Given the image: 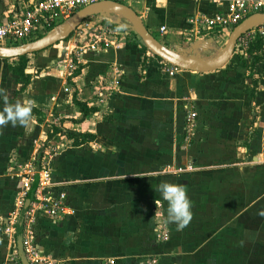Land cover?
<instances>
[{"label":"crops","instance_id":"0c3cea01","mask_svg":"<svg viewBox=\"0 0 264 264\" xmlns=\"http://www.w3.org/2000/svg\"><path fill=\"white\" fill-rule=\"evenodd\" d=\"M121 2L173 51L190 49L200 40L191 20L228 7V0ZM18 7L13 0H0V21ZM98 16L114 29L117 40L83 54L77 74H64L61 65L48 70L61 59L64 46L58 54L44 53L36 61L40 76H30L27 69V80L14 73L10 61L0 59V88L6 89L8 102H36L26 126H0V221L15 210L16 195L25 190L15 161L24 164L50 128H59L51 124L61 119L60 128L87 135L85 143L65 146L62 153L63 159L85 160L73 168L85 173V179L71 186L87 192L81 194L86 199L80 194L73 199L75 216L53 228L41 225V240L49 244L43 250L51 248L64 264H108L109 259L135 264L137 257L152 251L161 252L160 264H252V252L264 251V60L253 75L258 80L255 91L252 71L220 89L218 82L206 83L232 73L204 77L182 70L171 75L168 63L131 44L122 30L126 19ZM229 31L205 37L220 49ZM212 49L201 48V58L218 56L219 50ZM75 99L93 111L84 114ZM3 107L0 98V111ZM190 111L198 115L193 132L187 122ZM253 133L256 137L251 138ZM161 182L187 188L192 220L182 231L166 220L167 202L157 191ZM33 190L27 193L31 198ZM260 224L262 244L254 242ZM11 237L0 229V264H19Z\"/></svg>","mask_w":264,"mask_h":264},{"label":"rangeland","instance_id":"374dc122","mask_svg":"<svg viewBox=\"0 0 264 264\" xmlns=\"http://www.w3.org/2000/svg\"><path fill=\"white\" fill-rule=\"evenodd\" d=\"M27 1L28 0H13V4H15L16 7H18V3L20 5H23V3L27 2ZM119 17H122V16L115 14L113 16V19H117ZM101 19L102 18L100 16L95 15V16L87 19L86 21L87 22L96 21L97 23L101 24L100 26L110 28V26L109 27L107 26L109 24H107L105 26L104 20H101ZM86 21L77 30H75L73 32V34L68 39H66L65 41H63L57 45H54V46H52L46 50H43L41 52H37L34 54L27 55L26 57L28 59V64H27L26 71H27V69L28 70L30 69V71H31L30 76H32L34 78L40 76L41 69L39 68V66H37L36 61L38 59H40L42 57V55H44V53H50L51 51H54L55 53L58 54V53H60V51H58V50L62 46H64L65 48H64V50H62L63 52L60 53L61 59L57 60L58 62H56V61L53 62L54 63L53 65L50 63L49 64L50 66H48L50 68H48V70H50L51 68H55V66L59 67V65H61L62 67L64 66V71H63V73L65 72L64 74H66V70L67 71L70 70L75 74L77 72V69L80 67L79 64H83L81 62L82 56L80 57L76 52L77 46L87 45L92 40L93 36L96 33H99V35H101V31H100V28L98 25L94 24V25L90 26V25L86 24L87 23ZM0 22H2V21H0ZM63 22L66 23V21H63ZM123 27L125 29L122 28V30L128 33V35H127L128 39L131 38V41H130L131 44L137 43V44L141 45L143 49L146 48L143 41L132 30L131 24L127 19L125 20ZM194 28L196 29V27H194ZM252 30H253V32H256L257 27H255ZM46 32H44L41 35H37V37L32 38L28 42L39 39V38L43 37L45 34L50 33L51 31L49 30L47 33ZM253 32H249V33L245 34L239 40V42L236 46V49H235V53L227 65H225L223 68L216 70V71H213V72L201 73V75H203L204 77L205 76L206 77H208V76L217 77V73L219 71H226V70H228V68L238 69L239 66L244 64L245 62H246L244 64L245 67H243V68H245L244 70L246 72L245 73L239 72L237 77H231L232 75H229L230 77H228V79L217 78V80H212V81H209L208 83H206L207 85L210 84L209 86H211L212 84H215L218 82L217 85H219V86H217V87H219L221 89V87L223 85H225L227 83H233L234 79L235 80L239 79V82H240L242 80V75L246 77L247 72H251V71H252L251 77L254 78L253 75L257 72V70L260 67L262 68V65H260V64L259 65H252V61L248 58L247 51L249 50V43L254 40V35H255ZM230 33H231L230 31H229V33H227V39H228ZM115 36H117V35L112 36V38ZM204 39L209 40L210 38L204 37ZM113 40H117V39H112V41ZM226 43H227V41L225 42V44ZM8 46H12V45L8 44ZM102 46H103V43H101L100 47H102ZM146 50L149 51L147 48H146ZM150 53H152V52H150ZM213 53L214 52H208L205 54L210 56ZM205 57H207V56H205ZM0 59H3V58H0ZM5 60L11 62L10 67L12 68V70H17V69H19V67H21L22 62L19 60V58L5 59ZM43 62H45V61L43 60ZM164 63H166V62H164ZM168 67H169V71H170L172 68V65L168 66ZM239 70L244 71L243 69H239ZM178 71H182V70L179 69ZM194 73H198V72H194ZM240 73L242 75H240ZM30 76H27V78H30ZM67 77H69V76H67ZM69 78H71V77H69ZM69 78H67L68 86L71 84V80H69ZM254 79H255L254 81H257V82L250 83V85H251V87L253 86L252 90L255 91L256 87L258 85V80H257V78H254ZM194 106H195V104H194ZM194 106L191 105L190 110H192ZM63 122H64V120L57 119V121L54 124H51V126L57 125V127L60 128V126L62 125L61 123H63ZM187 122H188V118H187ZM196 124H197V118L192 124L190 122H188V126H190L189 129H191L192 132L196 129L195 128ZM60 129H61V131L58 133H61V132L62 133L59 136L55 137L56 133H53L54 128L51 127L50 128L51 131L48 132L46 135L47 136L46 140L42 141L40 143V146H39V149L37 150V152L33 153L32 156H30V158H26V161L24 164H20V161H17V160L15 161L18 164L17 165L18 170L16 171V174L17 173H23L22 175H19V176L16 175V176L18 178H20L21 180L22 179L24 180L26 177H28L30 183H29L28 188L24 187L25 190H23V189L19 190V192L15 198V210H13V212L10 213L9 216L5 218V220L0 221V227H1L0 229L3 230L7 236H11V235L14 236L11 238H12L13 242L16 244V246L18 247V249L17 250L15 249V252H14V261L19 262V264H47L46 261L47 262L51 261L52 264H64L65 263V260L61 259V261H60V259L55 258L53 256V253H51L49 251L51 248L50 249L48 248L49 250L48 249L43 250V247H44L43 245H46L48 242H46V244H45L44 243L45 239L43 238L41 240L42 235L39 232V229L41 228L42 224H43V226L45 225V228H53L57 224H60L61 222L63 223L64 221L68 220V218L75 216L76 207L73 203V199L76 197L78 198L79 194L81 195V194H84L87 192V190H85V188L80 190L79 188H77L75 186H71V184L73 185L74 180H80L81 181V179H85L84 178V175H86L85 173L82 176V172H79V171L73 172L74 166L86 164V163H83L85 160H82V157L77 158L76 156L71 158L70 160H69V157L64 158V159L62 158L63 157L62 153L64 151L63 148L65 146L70 147V146H72V144L73 145L77 144L79 141H82L85 143L86 139H87V135H76L75 133H73L71 131L65 130L64 126ZM51 132L53 134H50V136H49V133H51ZM62 135L66 136V137L63 138V140L61 141L60 137ZM254 137H256V133H253L251 136V138H254ZM59 144H61V145L59 146ZM66 159H68L67 162H69V163H67V165H66ZM59 164H60V166H59ZM45 170H48V172L50 174L51 181H50V185L48 187L41 188L40 187V181H39V175L41 172H43ZM72 173H74V175L76 174V176H74ZM62 178H64L65 181H61ZM30 190L31 191L33 190V192H32L33 197L32 198L29 197L31 192H29L30 194H27L28 191H30ZM76 191L79 193H77ZM81 197L83 199H86L85 195H81ZM39 198L41 199L42 202H40ZM54 208L56 209L55 214L52 213V210ZM19 226H21V230H20ZM261 228H262V224H260L258 226V228L256 227V232H255L256 235L254 236V242L255 243L262 244L263 235H261L262 234ZM28 229L31 231L30 238L33 237L34 241L35 242L37 241V248L36 249H37V253H39V256H40L39 262H35L33 260V258H35V257L28 255L25 251L24 239L27 237V234H29V233H27ZM12 240H11V243H12ZM160 240H162V239H160ZM251 241H253V239ZM47 245H49V244H47ZM45 248H47V247H45ZM260 248H262V247H260ZM252 253L254 254V257L250 260L252 264H264V251L263 250H257V251L252 252ZM69 255H71V254L69 253ZM160 255H161V252L160 253H154L153 251H152V253L151 252H147V253L145 252V254H143L142 256L137 257L135 259V262H136L135 264H160V262H161L159 259ZM10 256L13 257V254ZM63 259H65V258H63ZM115 261L117 262L118 260L117 259H109L108 264H115L116 263Z\"/></svg>","mask_w":264,"mask_h":264},{"label":"built area","instance_id":"2783aa9c","mask_svg":"<svg viewBox=\"0 0 264 264\" xmlns=\"http://www.w3.org/2000/svg\"><path fill=\"white\" fill-rule=\"evenodd\" d=\"M101 1L108 0H28L23 5L19 4L18 8H14L12 17L0 22V44L13 46L26 43L37 35L52 31L63 24V21H68L83 7ZM113 1L121 2V0ZM227 6L226 11L214 16L197 17L191 20L190 23L196 27V34L204 39L205 36H209L208 33L222 34L228 30L231 31L249 15L264 11V0H228ZM99 28L101 35L96 33L87 45L77 46L76 52L80 57L87 52L96 51L101 43L108 45L109 42H113L112 39L115 37L112 38V36L116 35L113 30L104 26H99ZM257 29L264 35V24ZM160 32L165 33L166 27H162ZM253 33L256 34V32ZM178 70L179 68L172 66L171 75H174ZM187 116L188 122L192 124L197 118V112L190 111ZM39 181L41 188L50 185L51 179L48 170L40 173ZM29 183V178L26 177L23 180L24 187L28 188ZM40 202H42L41 199ZM52 213H56L55 208ZM27 233L29 234L24 239L25 251L28 255L35 257L33 258L35 262H39L40 256L36 249L37 241L35 242L33 237L30 238L31 231L29 229ZM46 263L52 264L51 261H46Z\"/></svg>","mask_w":264,"mask_h":264},{"label":"water","instance_id":"95a60500","mask_svg":"<svg viewBox=\"0 0 264 264\" xmlns=\"http://www.w3.org/2000/svg\"><path fill=\"white\" fill-rule=\"evenodd\" d=\"M115 14L130 22L132 30L143 41L145 47L156 57L181 70L198 73H209L223 68L232 59L239 40L255 27L264 24V11L255 12L231 30L227 43L223 48L212 47L210 44L214 42L213 39L200 38L190 49L181 48L178 51H173L167 48L148 29L133 8L122 2L108 0L83 7L66 23L61 24L39 39L13 46L0 44V58L15 59L41 52L68 39L87 19L95 15L110 17ZM61 28L63 29L62 32L57 33ZM201 48L219 50V55L209 59L201 58L199 54ZM19 228L21 230V226Z\"/></svg>","mask_w":264,"mask_h":264},{"label":"clouds","instance_id":"9594fccd","mask_svg":"<svg viewBox=\"0 0 264 264\" xmlns=\"http://www.w3.org/2000/svg\"><path fill=\"white\" fill-rule=\"evenodd\" d=\"M0 98L4 102V107L0 111V126L8 125L9 123L13 127L17 126V124L26 126L29 123L32 118V109L36 106L35 101L9 103L6 89L3 88H0ZM157 191L162 200L167 202V222L174 223L177 231H182L192 220V202L188 196L186 186L161 182Z\"/></svg>","mask_w":264,"mask_h":264},{"label":"trees","instance_id":"16d2710c","mask_svg":"<svg viewBox=\"0 0 264 264\" xmlns=\"http://www.w3.org/2000/svg\"><path fill=\"white\" fill-rule=\"evenodd\" d=\"M249 32H252V30ZM144 50H146V48H144ZM263 50H264V35H262L259 32V30L257 29L256 34L254 35V40L249 43V50L247 51L248 58L252 61V65H259L264 60V57L262 54ZM19 60L22 62L21 67H19V69H17V70H13V71L22 80H27L26 68H27V64H28V59L26 56H23V57H19ZM244 64L240 65L241 67L239 66L238 69L228 68V70H226V71L228 72V74L232 73L231 77H236L237 74L239 72H241L239 69H243V70L245 69V68H243V67H245ZM168 65H170V64H168ZM79 69H81V67H79ZM79 69H78V72H76V74L80 72ZM253 82L255 83L257 81H253ZM74 102L76 105H78L80 107V109L86 115L89 114L91 111H93V109L88 108V106L85 103H82L76 99L74 100ZM60 131L61 130L59 128H54L55 133H58Z\"/></svg>","mask_w":264,"mask_h":264},{"label":"bare ground","instance_id":"6f19581e","mask_svg":"<svg viewBox=\"0 0 264 264\" xmlns=\"http://www.w3.org/2000/svg\"><path fill=\"white\" fill-rule=\"evenodd\" d=\"M62 30H63L62 28H61V29H59V30L57 31V33H61V32H62Z\"/></svg>","mask_w":264,"mask_h":264}]
</instances>
